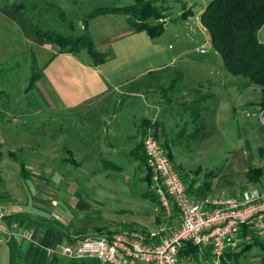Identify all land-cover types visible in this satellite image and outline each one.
<instances>
[{
  "label": "rangeland",
  "instance_id": "374dc122",
  "mask_svg": "<svg viewBox=\"0 0 264 264\" xmlns=\"http://www.w3.org/2000/svg\"><path fill=\"white\" fill-rule=\"evenodd\" d=\"M134 1L39 0L34 6L21 9L28 20L41 31L63 38L89 35L96 45L97 33L101 36L114 31L118 23L125 24L127 19L122 11L113 12L100 16L104 21L95 28L100 20L92 17L95 9L126 6ZM146 1H152L166 12L168 24L163 37L166 40L171 39L170 30L175 21L180 19L178 15L187 7L188 0ZM211 1L189 0L196 10L200 5L206 7ZM2 7L6 11H12L0 13V211L9 215L5 216L7 222L13 218H23L24 215L20 213L26 212L25 215L29 214L46 227L54 225L62 229L75 220V225L83 227V231L89 229L91 232L86 233L94 236L110 235L129 227L158 228L167 219L157 203L153 184L148 183L152 174L146 164L139 167L138 175L124 183L123 178L117 176L115 169L104 160L98 162L100 167L90 168L86 161H79L88 170L87 173L74 167L75 164L63 160L65 157H72L71 154L76 155L75 152H79L76 144L83 143L88 138L94 137V143L103 147L108 139L106 125L113 119L111 115L115 114V108L119 118L126 121V131L135 130L138 110L126 111L123 105L120 107L117 103H108L86 115L57 109L35 111L28 100L30 90L35 84L32 80L41 74L52 54L50 50L42 47V37L35 36V40L27 38L23 25L16 20L18 18H10L15 15L12 7L11 10L4 4ZM16 16L24 18L22 15ZM78 20L84 21L80 23ZM83 25L86 29H82ZM92 28L97 32L94 37L90 34ZM260 38L264 41V27L260 31ZM203 41L204 38H199L188 45L191 60L206 65V72L200 78L208 83L213 80L210 68L222 67L232 80V83L229 81L231 92L222 86L204 87L205 93L216 92V96L206 102L207 106L214 108L208 113L207 130L194 135L195 129H192L191 134L195 136V140L191 134L182 136L179 146L172 152L173 158L170 157L187 184L190 183L192 195L193 186L200 187L198 190L201 193L198 197L203 198L205 192L210 194L209 198L231 196L237 192L241 194L246 189L258 186L257 183L249 181L248 171L260 167L258 164L255 167L251 164H254V156L259 158L262 155L261 150L256 151L257 147H264V111L253 105V101L259 98L262 87L245 86L243 77L232 75L219 54L213 62L214 65L205 63L208 56L215 54V50L209 38L206 44L207 53L197 52L195 47L200 48ZM173 42L179 44L180 40ZM81 52L82 59L89 58L83 50ZM190 74L195 76L197 72L191 70ZM173 77H176L177 84L181 83L178 82L180 77L175 72ZM223 89L225 93H222ZM239 90L242 95L238 94ZM261 113L263 122L260 120ZM188 129L190 128L186 127L183 130ZM203 136L207 139L204 142ZM154 137L159 141L156 132ZM250 141L255 146L251 147ZM124 147H127V143ZM163 147L170 153L164 144ZM67 150H71V153ZM243 154L248 159L249 170L247 173H235L234 170L238 169L235 165L236 159ZM102 180L103 183L100 182ZM66 197L71 200L72 197L81 199L82 203L91 207L83 215L75 211L71 216L66 212L68 209L63 208V203L69 200ZM1 218L5 220L3 216ZM177 218L178 214L172 215L170 223L176 224ZM263 253L260 246L253 245L241 255L239 262L255 264Z\"/></svg>",
  "mask_w": 264,
  "mask_h": 264
},
{
  "label": "crops",
  "instance_id": "0c3cea01",
  "mask_svg": "<svg viewBox=\"0 0 264 264\" xmlns=\"http://www.w3.org/2000/svg\"><path fill=\"white\" fill-rule=\"evenodd\" d=\"M37 1L39 0H0V13L12 12L3 9V4L9 6V10H11L10 7L13 8L18 4L24 8L34 6ZM186 2L188 4L186 8H191L192 12L187 16L182 13L178 15L180 19L175 21L172 30H170L171 39L166 40V37H163L164 34L153 38L146 31H137L128 22L118 23V27L114 31L101 36L92 28L91 36L94 37L96 33L98 36L95 41L96 48L107 55L106 61L99 66H92L90 57L82 59L74 53H58L57 45L47 42L42 37V47L50 50L52 56L45 63L41 76L35 81L28 96L29 103L35 111L57 109L86 115L108 103H117L120 107L123 105L126 111L138 110L136 129L126 131V121L119 118L114 107L115 114L111 115L113 119L106 125L108 131L106 144L101 147L100 144L94 143V137L88 138L85 142L76 144L79 152H75L76 155L71 154L72 157L63 158L64 162L73 163L74 167H79L84 173H87L88 170L84 169L79 161H86L90 168V166L100 167L98 162L104 160L115 169L114 172L118 173L117 176L123 178L124 183H128L130 179L138 175L139 167L145 165L142 143L149 130L153 129L156 132L160 143L162 146L163 144L166 146L170 152L168 154L172 158V152L179 146L182 136L193 135L191 134L192 129H195L194 135L204 132V129L207 130L208 113L214 108L207 106L206 102L209 98L215 97L216 92L205 93L204 87L211 85V87L219 88L222 86L230 93L229 81L232 83V80L222 67L219 69L210 68L213 80H209L208 83L200 78L202 73L206 72V65L191 60L188 45L190 42H196L199 38H204L203 43H207L210 38L200 21L205 5H200V8L196 10L194 4L189 0ZM21 8L18 11L12 9L15 15H11L10 18H18L16 20H19V23L23 25L27 38L35 40L37 35L31 28L32 22L24 15L26 13ZM16 15H22L24 18ZM105 15H110V12L94 16L97 17L95 19H100L95 28H98L104 21L100 16ZM79 21L83 23L84 20L77 22ZM164 22V30H166L167 17L164 18ZM83 28L86 29L84 25ZM173 41H177V44H174ZM198 48L199 46L195 47L197 52ZM83 53L88 55L86 51ZM217 54L215 51V54L208 56L204 62L214 65L213 62L217 59ZM191 70L196 71L197 74L192 76ZM173 72L180 77L178 82L181 83L177 84ZM238 94L242 95V92L239 90ZM223 97L222 99L225 98ZM261 97L260 94L259 98L253 101V105L258 110L262 109L260 106ZM221 102L223 103V101ZM249 102L252 103V101ZM253 105L249 104V106ZM186 127L190 129L183 130ZM194 135L192 136L193 140H195ZM206 140V136H203L202 142ZM126 143L127 147H124ZM250 143L251 147L255 146L254 142L250 141ZM258 150H261L262 155L259 158L254 156V164L251 165L255 167L258 164L262 174L259 177L260 181L256 184L258 186L255 185L256 187L253 188L264 190V147L258 146L256 151ZM67 151L71 153V150ZM241 156L239 155L236 159L235 165L238 169L234 170L235 173L242 171L247 173L249 170L248 159L244 154ZM51 181L54 182V180ZM100 182L103 183V180ZM199 188V186L196 188L193 186L194 195L191 192L193 198H209L210 194L206 192L203 194L205 198L198 197L201 193ZM234 195L240 194L237 192ZM65 199H69V197ZM64 207L68 209L66 212L72 216L75 211H79L80 215H83L82 213H86L91 206L82 203L81 199L72 197V200L69 199L63 203ZM25 213L20 214H23V218L27 220L19 217L7 222L6 217L9 215L0 211V217L5 218L4 222L7 228V233L4 235L6 241L0 244V264H103L98 259L69 260L56 250L58 242L91 235L86 233L87 231L91 232L89 229L83 231V227L75 225V220L70 221V225L63 226L62 229L54 225L46 227L44 223L37 222V219L29 214L25 215ZM166 219L171 222L167 215ZM176 220L178 222V218ZM155 229L157 227L144 228L146 231ZM27 230H33L34 239H27L23 236ZM222 264L237 263L226 258L225 263ZM255 264H264V253Z\"/></svg>",
  "mask_w": 264,
  "mask_h": 264
},
{
  "label": "built area",
  "instance_id": "2783aa9c",
  "mask_svg": "<svg viewBox=\"0 0 264 264\" xmlns=\"http://www.w3.org/2000/svg\"><path fill=\"white\" fill-rule=\"evenodd\" d=\"M206 44L198 48L206 52ZM263 113L260 120L263 122ZM149 130L143 140L146 166L155 194L167 217L157 229L122 228L112 235L78 237L58 242L69 260L98 259L103 264H222L228 250L264 243V190L250 188L240 195L194 199L189 185L162 144ZM7 228L0 217V244ZM34 239L33 230L23 233Z\"/></svg>",
  "mask_w": 264,
  "mask_h": 264
},
{
  "label": "trees",
  "instance_id": "16d2710c",
  "mask_svg": "<svg viewBox=\"0 0 264 264\" xmlns=\"http://www.w3.org/2000/svg\"><path fill=\"white\" fill-rule=\"evenodd\" d=\"M21 7L22 5L18 4L14 5L12 9L18 11ZM121 11L126 15L128 24L137 31H146L153 38L164 34V18L167 17V14L162 7L153 4L152 1L135 0L126 6L101 7L95 9L93 14L97 16ZM190 12H192L191 8H185L182 15L187 16ZM200 21L209 33L211 45L221 56L226 69L234 76L243 77L246 86L258 85L262 87L260 106L261 111H264V41L260 38V31L264 27V0H212L203 9ZM32 28L38 37L55 43L59 47L57 48L58 53L70 52L80 57L81 51H86L92 66H99L106 61L107 55L96 48L89 35L63 38L50 32L41 31L33 24ZM40 76L38 74L33 78L32 83H35ZM144 159V164H146L145 154ZM259 168H252L248 171L250 182L260 181L262 170ZM151 180L150 177L149 184H152ZM157 203L160 204L166 215L159 199ZM173 214H178L175 208H173ZM253 245L260 246L264 251L263 242L250 243L236 250H228L223 263L228 258L231 262L240 264L241 255Z\"/></svg>",
  "mask_w": 264,
  "mask_h": 264
}]
</instances>
